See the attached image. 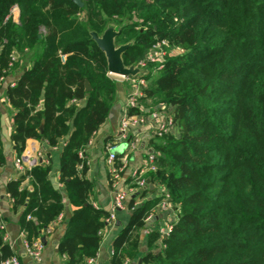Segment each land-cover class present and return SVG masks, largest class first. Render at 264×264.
<instances>
[{"label":"trees","instance_id":"16d2710c","mask_svg":"<svg viewBox=\"0 0 264 264\" xmlns=\"http://www.w3.org/2000/svg\"><path fill=\"white\" fill-rule=\"evenodd\" d=\"M80 1L82 7L74 0H0V93L13 112V149L19 157L33 139L49 150L6 185L26 241H45L66 198L73 210L58 244L65 264H86L98 252L110 215L90 202L84 153L109 116L118 83L90 33L113 24L121 30L116 45L133 42L123 55L126 66L157 42L167 44L162 68L150 64L137 77L142 96L129 115L171 107L177 135L152 142L156 171L150 173L174 211L171 231H148V249L140 254V230L158 198L140 206L132 200L111 264L140 258V264H264V0ZM63 138L64 194L49 181L50 152ZM5 162L0 136V167ZM25 178L31 191L21 187ZM3 235L0 217V264L17 258Z\"/></svg>","mask_w":264,"mask_h":264},{"label":"crops","instance_id":"0c3cea01","mask_svg":"<svg viewBox=\"0 0 264 264\" xmlns=\"http://www.w3.org/2000/svg\"><path fill=\"white\" fill-rule=\"evenodd\" d=\"M18 16L16 19H13L15 22L18 20ZM18 76L19 74H16L6 78L4 86L8 83L13 84ZM117 83V96L110 110L109 117L90 139L84 153L86 171L83 177L93 184L90 202L95 209L106 211L110 215L109 220L106 221L105 229L101 233L100 245L93 264H111L113 241L129 223L132 214L130 209V202L132 200H134L135 206H140L145 200L158 198V204L153 209L151 219L147 220L145 226L140 230V254H144L148 249L145 239L148 231L161 226H167L173 221L175 216L171 205L168 203L166 210L160 209V206L164 202L161 198L165 196L166 192L158 182L152 181L150 178V173L153 172L151 171V167L154 164L152 165L149 162L148 156L151 152H154L152 142L157 138L155 124L151 120L150 114L142 115L144 118L143 122L129 127L124 135L120 134L119 131L120 120L127 112V100L139 87L137 85L138 82L136 83L130 78H121V81H117ZM144 112L147 111L145 110ZM12 117L13 112L5 100L2 91L0 93V136L6 162L0 167V217L3 222L4 241L17 258H19L21 264H65L64 256L58 251V244L65 234V225L71 217L73 210L66 198H64V211L47 227L50 235L45 238L41 261L35 263L25 254V237L18 226L21 211H12L10 196L6 192V185L10 181L17 180L28 171L32 167L31 163H40L41 158H44L45 152L49 150L45 142L28 139L24 150L18 157L14 152L11 141L14 130ZM66 141L67 138H63L60 141L59 147L52 149L50 152L49 181L55 190L63 194L64 189L59 181L60 155ZM108 143H112L115 146L116 176L111 172V166L107 161L106 145ZM16 159L21 160L20 171L15 167ZM135 174H137V177L139 174L147 184L149 192L145 197H140L141 192L135 189ZM21 187L30 191L32 190L28 178L22 181ZM120 192H126L127 196L122 208L114 210V199ZM151 250L152 253L157 252L155 248ZM126 264L135 263L130 262Z\"/></svg>","mask_w":264,"mask_h":264},{"label":"built area","instance_id":"2783aa9c","mask_svg":"<svg viewBox=\"0 0 264 264\" xmlns=\"http://www.w3.org/2000/svg\"><path fill=\"white\" fill-rule=\"evenodd\" d=\"M167 44L165 42H157L155 45L152 46V48L145 54L144 58L139 60L135 67L138 69H142L144 70V74L146 72V67L148 65H157V69H161L162 68V64H163V59L167 54L166 48H167ZM136 81L138 82V88L137 90L134 91L133 94L130 95V97L127 100L126 103V114L121 118L120 120V126H119V131L120 134L124 135L129 127L131 126H136L137 123L139 122H143V117H139V116H130L129 115V110L132 108H135L137 105V100L142 96V92H141V87L144 86V82L142 80H138L136 78ZM140 88V89H139ZM6 100V99H5ZM171 112H172V108L171 107H166V106H161L159 109L153 111L150 114V118L151 120L154 121L155 124V134L157 137H160L166 133H168L171 129ZM115 150V146L112 143H108L106 145V151H107V161L109 163V165L111 166V172L114 173V175L116 176V155L114 153ZM81 156V154H80ZM149 162L153 165L154 161L156 159V155L154 154V152H151L149 154ZM44 160V158H41V161ZM30 165L34 166L36 165L35 163H31ZM15 167L20 171L21 170V160L20 159H16L15 161ZM151 171L155 172L156 169L154 166L151 167ZM137 174H135L136 176ZM147 188V184L145 182V180L139 176H136L135 179V189L137 191H143ZM127 194L126 192H120L116 195L115 199H114V210L118 209V208H122V205L125 201ZM165 197L167 198V194H165ZM164 198V202L163 204L160 206L161 210H166L167 207V203L169 204V202H167V199ZM111 219H112V215H111ZM151 219V216L148 218V220ZM158 231L160 233V235L162 236H167L169 234V232L171 231V225H167V226H161L158 228ZM44 248V243L42 241V239L40 240H35L32 244H29L26 239L24 242V249H25V254L26 256H28L33 262L35 263H39L41 261V255H42V251ZM94 258L93 259H88L86 261V264H93ZM1 264H20L19 260L16 257H11L10 259L4 260L3 262H1Z\"/></svg>","mask_w":264,"mask_h":264},{"label":"water","instance_id":"95a60500","mask_svg":"<svg viewBox=\"0 0 264 264\" xmlns=\"http://www.w3.org/2000/svg\"><path fill=\"white\" fill-rule=\"evenodd\" d=\"M74 3L77 4L78 7H82V3L80 0H74ZM120 32V27L112 24L108 25L101 32V34L91 32L90 38L104 55L108 75L117 78H130L134 80L139 75H143L144 70L136 68L135 63L129 66L124 65L123 55L129 49L133 42H128L123 45H116L115 40L119 36ZM84 86L87 92L91 90V87L87 81L84 82ZM42 125L40 128V132H42ZM42 241L45 245V241ZM141 261L142 259L140 258L137 264H140Z\"/></svg>","mask_w":264,"mask_h":264},{"label":"rangeland","instance_id":"374dc122","mask_svg":"<svg viewBox=\"0 0 264 264\" xmlns=\"http://www.w3.org/2000/svg\"><path fill=\"white\" fill-rule=\"evenodd\" d=\"M11 14H12L13 19H14V18L16 19L17 16H18V10L14 7V8L12 9ZM170 51H171V52H170ZM168 52H170L171 54L173 53L172 50H169ZM110 78H112V79H114V80H116V81H121V78H117V77H114V76H110ZM122 80H123V79H122ZM134 81L137 83L136 79H134ZM108 117H109V116H108ZM170 131H171L172 134L177 135L176 130H175L174 127H171ZM170 131H169V132H170Z\"/></svg>","mask_w":264,"mask_h":264}]
</instances>
